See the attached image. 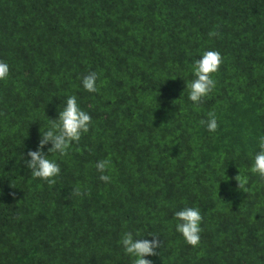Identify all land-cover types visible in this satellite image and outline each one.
<instances>
[{
    "label": "trees",
    "instance_id": "trees-1",
    "mask_svg": "<svg viewBox=\"0 0 264 264\" xmlns=\"http://www.w3.org/2000/svg\"><path fill=\"white\" fill-rule=\"evenodd\" d=\"M207 50L223 63L197 105L187 82ZM0 60V264H132L127 231L159 235L153 264H264V179L250 171L264 136V0H0ZM92 71L95 93L82 84ZM72 95L92 122L65 156L45 145L61 168L50 187L27 153ZM210 111L215 132L200 123ZM185 207L203 216L195 247L176 230Z\"/></svg>",
    "mask_w": 264,
    "mask_h": 264
},
{
    "label": "clouds",
    "instance_id": "clouds-1",
    "mask_svg": "<svg viewBox=\"0 0 264 264\" xmlns=\"http://www.w3.org/2000/svg\"><path fill=\"white\" fill-rule=\"evenodd\" d=\"M208 35L218 37L220 33L210 31ZM222 63L223 57L217 50L204 51L201 58L194 62L193 73L195 78L187 82L189 99L194 104H200L205 97L213 92L217 83L213 74L219 71ZM9 71V65L0 60V80L7 79ZM97 80L98 74L92 71L83 77V87L85 90L95 93L98 91ZM208 117L207 121L201 120L200 123L206 124L208 131L215 132L219 127L215 112L210 111ZM91 122V115L80 108L77 97L75 95L69 96L63 109L59 110V118L51 119L48 130L41 132L38 149L30 150L27 153L30 157V160L27 161V167L31 169V176L46 181L50 187L55 185V177L60 174L61 168L55 160L49 159V156L45 154L43 150L45 145L51 142L52 147L48 149V152L65 156L73 142L79 143L82 135L89 131ZM110 163V160L105 159L98 161L95 165L101 173L99 179L105 183L111 181V176L104 174L109 169ZM250 171L264 179V136L259 137V151L254 156V163ZM235 179L238 181V188L247 192L248 178L240 173ZM85 194L80 186L72 188L71 195L83 196ZM174 217L178 221L176 230L183 235L185 241L193 247L198 246L201 240L200 233L202 232L201 223L203 220L200 209L185 207L176 211ZM136 235L139 236V232ZM148 235L156 238L153 240L135 239L131 231L122 234L119 243L123 246L126 254L134 257L132 264H153L151 260L145 257L157 255L155 250L161 247V242L158 239L159 235L154 233Z\"/></svg>",
    "mask_w": 264,
    "mask_h": 264
}]
</instances>
